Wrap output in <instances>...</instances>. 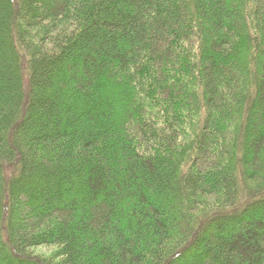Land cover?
Returning <instances> with one entry per match:
<instances>
[{"label": "trees", "instance_id": "trees-1", "mask_svg": "<svg viewBox=\"0 0 264 264\" xmlns=\"http://www.w3.org/2000/svg\"><path fill=\"white\" fill-rule=\"evenodd\" d=\"M0 264H264V0H0Z\"/></svg>", "mask_w": 264, "mask_h": 264}, {"label": "rangeland", "instance_id": "rangeland-1", "mask_svg": "<svg viewBox=\"0 0 264 264\" xmlns=\"http://www.w3.org/2000/svg\"><path fill=\"white\" fill-rule=\"evenodd\" d=\"M56 250H57V248H55V247H41V248H37L35 250V253L38 255L49 256V255L53 254Z\"/></svg>", "mask_w": 264, "mask_h": 264}]
</instances>
